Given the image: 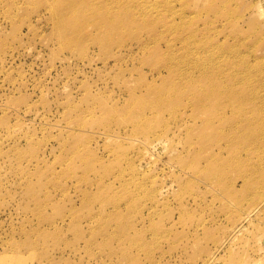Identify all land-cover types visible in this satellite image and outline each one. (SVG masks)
<instances>
[{
	"label": "rangeland",
	"instance_id": "374dc122",
	"mask_svg": "<svg viewBox=\"0 0 264 264\" xmlns=\"http://www.w3.org/2000/svg\"><path fill=\"white\" fill-rule=\"evenodd\" d=\"M67 1L0 0V264H264L252 225L226 235L243 209L264 220V0H69L63 37ZM106 5L114 27L93 16ZM192 54L257 91L203 107L192 70L168 82L158 117L169 72L152 70ZM143 118L171 126L147 168L99 135L142 139Z\"/></svg>",
	"mask_w": 264,
	"mask_h": 264
},
{
	"label": "bare ground",
	"instance_id": "6f19581e",
	"mask_svg": "<svg viewBox=\"0 0 264 264\" xmlns=\"http://www.w3.org/2000/svg\"><path fill=\"white\" fill-rule=\"evenodd\" d=\"M67 2H68V5L71 11L70 12H60L58 15V20L56 22L57 29L59 30L58 32L63 37H65L67 34L65 31L70 30L73 27H75V25H73L72 23L62 22L64 20V17L69 16V15H72V16L74 15V8H72V4L70 3L69 0ZM110 9L112 10V8L109 7V5H106L105 8L102 7L99 10V13L95 11L94 15L93 14L92 15L102 16L103 20L108 21L109 24L112 27H114V23H113L114 20L113 21L110 20L106 14V13H109V14L112 13ZM78 13L79 12H77L76 14ZM146 13H148L150 16L154 15L153 14L154 11H152L151 9H147ZM62 15H64V17ZM182 61L184 62V64L180 65L178 58H171V59H168L164 64L156 66L152 70L153 72H155V71H160L161 69H166L167 72H169L167 79L162 81L163 83L162 87L157 89V91L154 93L156 100H154L153 102L155 103L154 104L155 107L158 108L156 111V115L158 117L167 107V105L164 104V102L167 99V95L164 89L169 84L168 82L175 78L176 79L175 81L179 83L181 82V79L185 76V74L192 70H196L199 76L201 77L200 80L195 81V88H196L195 93L201 94V97L198 96L197 104L203 107L206 104H208L207 107H210V108H211V105H214L215 107L212 109L216 110L222 107L221 105L222 99L229 100V102L238 101L240 95L239 93L235 92L236 88L238 87H246V88L251 89V91L253 92L257 91L251 85V82H248L246 80V77H243L242 75H238L237 77H235L232 75L234 70L220 69L222 67H218L217 65H215L213 58H203L200 55L192 54V55H189L188 57L185 56ZM214 70L217 72V74L220 75L219 78L216 77L214 73L208 74V72L214 71ZM187 84H188V80H187ZM133 89L135 90V88ZM168 96L169 98L173 100H178L179 98L177 94H173V93H170ZM248 103L249 105L260 104V103L255 102L252 98L248 99ZM184 104L189 105L190 104L189 99ZM226 106L227 105H223L222 108ZM210 108H207V109H210ZM241 113L242 111L237 113L234 117L240 116ZM195 114L196 112L194 113V115ZM175 122H177V120H175ZM204 122L206 124L213 125L211 126L212 129L217 128V126L214 125V119L212 118L205 117ZM227 123L230 125H234L236 124V121L233 118V120L228 121ZM146 124H147L146 118H143L142 122L139 123L138 125V126H141L138 128L140 130H143L142 133L144 132L142 139H138L136 137H131V136L124 137V135H120V134L118 135V134H114L110 132H102V131L99 132V135H104L107 139H109L112 142L117 141L118 138H122V139L124 138L123 139L124 142L127 140V142L130 144V147L137 149V151L134 152L135 157H133V160L135 158L138 159V165L140 166L139 168H147L150 166V164L157 163L160 159H162L163 158L162 155H165V156L168 155L169 150L166 147V140L168 139V137L166 133L168 129L171 128V126L168 122H165L159 127V129L152 130V129L146 128L144 126ZM156 151L160 153L155 154ZM130 159H132V157H130ZM177 161L178 163H181L183 167L186 166V164L183 161H179V160ZM165 162L171 165L169 161H165ZM137 167L134 166L131 169L140 170ZM260 200L264 201V197L257 200L255 204ZM251 210L252 208L249 211H244L243 209V212H239L237 213V216H233L231 218H229L230 215H228V218L226 220V230L228 231L226 235L228 239H231L233 241L234 239H236L237 233L242 231L247 226L252 225L251 230L247 231V233L252 234V238L254 239L253 247L255 248V252L256 253L258 252L259 255L262 254L263 257L261 259H263L262 262H264V220L261 221L260 219L251 218V215H250ZM215 259L216 258H215L214 253L210 252V254L206 257V259L201 261V263L203 262L202 264H213ZM258 260L256 259L246 260L244 257H240V259L236 262V264H256Z\"/></svg>",
	"mask_w": 264,
	"mask_h": 264
}]
</instances>
